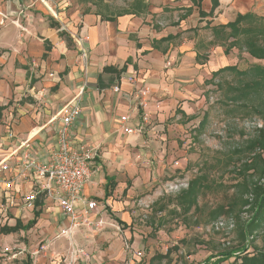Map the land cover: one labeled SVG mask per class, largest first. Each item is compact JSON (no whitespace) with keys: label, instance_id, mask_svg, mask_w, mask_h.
Segmentation results:
<instances>
[{"label":"crops","instance_id":"0c3cea01","mask_svg":"<svg viewBox=\"0 0 264 264\" xmlns=\"http://www.w3.org/2000/svg\"><path fill=\"white\" fill-rule=\"evenodd\" d=\"M133 1L126 8L131 12L120 15L107 14V5L86 11L84 2L74 0H0V252L8 259L134 264L135 251H144L151 239L149 227L136 224L133 196L152 180L174 173L169 166L173 156L166 154L169 128L178 125L167 123L163 111L174 98H182V84L185 88L196 77L209 79L228 65L220 46L207 52V61L198 62L197 54L203 52L197 43L159 40L208 23L222 25L237 14L264 15V0ZM18 27L27 33L16 37ZM76 96L81 111L72 127L74 143L97 151L80 197L95 201L89 219H101L103 225L94 231L82 224L69 238L56 237L68 218L42 192L28 201L39 183L31 173L18 175L26 160L48 158L55 145V116ZM126 128L134 132L128 134ZM108 179L113 188L105 196ZM83 207L76 203L77 212ZM24 236L26 245L18 242ZM45 240L46 254L33 255ZM72 247L87 255L70 260ZM15 248L20 251L13 252Z\"/></svg>","mask_w":264,"mask_h":264},{"label":"rangeland","instance_id":"374dc122","mask_svg":"<svg viewBox=\"0 0 264 264\" xmlns=\"http://www.w3.org/2000/svg\"><path fill=\"white\" fill-rule=\"evenodd\" d=\"M74 1L84 2L86 11L103 10V5H107L106 13L114 14L126 9L132 0ZM89 1L91 5H89ZM262 14L263 12L260 15ZM4 18L7 19L8 17ZM8 21L13 23L11 19ZM169 22L171 21H167V23ZM19 30L20 32L16 33V37L19 33H27L24 29L19 28ZM180 36L179 42H183L184 40L193 41L197 43L198 48L202 52L204 50L210 51L214 47L208 45L211 33L206 28L196 26L195 28L183 31ZM75 40H80V37L76 36ZM224 54L226 55L222 61L228 62V65H236L239 70L247 68L254 62L246 53L239 54L236 48ZM255 62L264 65V60H257ZM209 79L196 77L187 82L185 88L184 84H182L178 88L183 95L182 98H174V101L172 100V103L163 111L164 120L167 123H176L178 125L174 126V128H169L168 134L170 133L169 141L171 145L167 150L169 154H166L169 158L173 156L169 162V166L174 173L172 176H160L161 178L158 181L152 180L147 187L143 186L144 189L141 192L134 194L135 206L133 211L135 213L136 224L140 229H144V226L149 227L147 219L151 213L152 203L164 195L176 193L169 189V184L176 183L177 181H187L196 174L197 167L202 163H206V166L210 165L215 162L216 157L223 160L229 148L241 144L248 135L252 134L251 125L258 122L256 120L258 119L257 115L246 114L247 111H250V106L236 105L226 100L227 83L237 81L233 73L223 72L214 78L212 82L206 83L205 81ZM218 83L222 84L223 89L218 90L216 88ZM174 108L175 110L180 109L185 115L175 111L172 114ZM202 120L203 126L200 127L198 123ZM176 158H182L184 164L178 167L175 166L174 160ZM230 169L231 167L224 173L222 181H229L231 177L229 173ZM215 173V177H217L221 171L217 170ZM217 180H220V178H217ZM220 199V194L212 193L200 197L199 202L201 204L206 202L209 205H214ZM228 219L230 218L224 217L218 220L222 223V226L217 225L218 228L211 223L185 227L180 221L176 220L170 221L165 227L151 234L149 227L147 229V236L151 239V245L144 248V251L141 250L143 256L140 259L132 258V260L134 264H203L204 258L209 253L227 251L235 246L237 240L236 231H231ZM261 240L262 236H259L253 245L260 246ZM19 241L26 245L28 239L26 236L19 237ZM47 243L48 240H45L38 244L35 249L38 251L37 255L46 254ZM41 245H46V248L40 249ZM167 249L171 250L169 260L162 259L148 263L151 256L164 253ZM12 251L20 250L15 248ZM25 255L29 257L28 250H26ZM81 255L85 257L87 253L84 251ZM69 256H71V249H69ZM8 257L7 255H2L0 252V264H26L25 259H28L23 257L22 260L20 258L8 259ZM231 261L232 258L221 264H229Z\"/></svg>","mask_w":264,"mask_h":264},{"label":"trees","instance_id":"16d2710c","mask_svg":"<svg viewBox=\"0 0 264 264\" xmlns=\"http://www.w3.org/2000/svg\"><path fill=\"white\" fill-rule=\"evenodd\" d=\"M133 6L134 3L130 4V7ZM215 6L216 2L213 1L212 10ZM130 9H124L119 14H127L131 12ZM144 9L146 6H142L141 10ZM188 13L189 10H186L185 14ZM199 15L206 14L199 11ZM205 28L211 33L209 46H220L224 53L236 48L239 54L246 53L254 59V62L243 70H239L236 65L221 67L205 82H212L223 72L233 73L237 81L227 83L226 100L236 105L250 106V111L246 114L257 115L256 120L259 123L251 125L252 134L241 144L229 148L223 160L216 157L215 162L210 165L200 164L196 174L186 181L185 188L154 201L147 223L151 234L172 220L180 221L185 227H191L214 224L224 217L230 218L227 220L232 223L230 229L236 231L235 246L227 251L209 253L203 264H209L211 260L210 264H221L231 258L229 264H264V65L255 62L264 60V15L254 12L237 14L233 21L217 26H209L208 23ZM180 35L181 33L168 35L159 42H171ZM207 52L204 50L203 53H198L197 61H207ZM216 88L223 89L222 84L218 83ZM175 112L185 115L180 109ZM198 126H203V120ZM229 167L231 177L228 182H224L222 177ZM216 169L221 171L217 177ZM111 181L108 179L105 196L111 193ZM212 193L221 195V199L214 205L199 202L200 197ZM37 214L36 212L35 215ZM259 236H262L261 245H253ZM170 253L171 250L167 249L164 253L154 254L148 263L168 259Z\"/></svg>","mask_w":264,"mask_h":264},{"label":"built area","instance_id":"2783aa9c","mask_svg":"<svg viewBox=\"0 0 264 264\" xmlns=\"http://www.w3.org/2000/svg\"><path fill=\"white\" fill-rule=\"evenodd\" d=\"M82 57L86 58L85 52H82ZM114 91H118V87H114ZM77 97L63 105L55 116L58 120L55 131V145L48 158L45 160H26L22 163L18 175L25 178L26 173H31L33 179L39 183L38 191L30 194L27 197L28 201L34 200L36 194L42 192L52 198L63 215L68 218V224L60 228L56 237L66 236L69 238L73 231L82 224L94 230H100L103 225L101 219L96 222L89 219L90 211L96 208L95 201L80 197L84 185L90 181L92 175L91 165L97 156V151L92 146H77L74 143L72 127L81 111ZM126 119L125 117L123 121ZM125 132L129 134L133 133L134 130L126 128ZM181 164H184L181 159L174 161L175 166ZM186 186V181H177L169 184V189L178 192ZM79 201L84 204L81 212H77L75 208L76 203ZM228 223L231 228L232 223ZM214 225L218 228L217 225L222 226V223L217 221ZM45 248L46 245L40 246V249ZM37 253L38 251L35 250L33 255H37ZM83 253L80 248L72 247L70 260ZM135 256L140 259L143 256L142 251H135Z\"/></svg>","mask_w":264,"mask_h":264}]
</instances>
